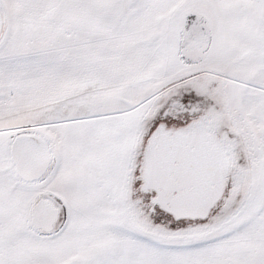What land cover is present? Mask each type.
Masks as SVG:
<instances>
[{
  "label": "snow or ice",
  "instance_id": "snow-or-ice-1",
  "mask_svg": "<svg viewBox=\"0 0 264 264\" xmlns=\"http://www.w3.org/2000/svg\"><path fill=\"white\" fill-rule=\"evenodd\" d=\"M0 264H264V0H0Z\"/></svg>",
  "mask_w": 264,
  "mask_h": 264
}]
</instances>
